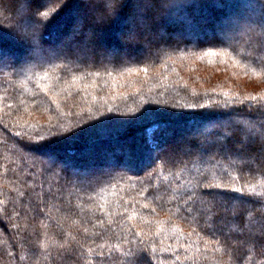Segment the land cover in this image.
<instances>
[{
  "label": "trees",
  "instance_id": "trees-1",
  "mask_svg": "<svg viewBox=\"0 0 264 264\" xmlns=\"http://www.w3.org/2000/svg\"><path fill=\"white\" fill-rule=\"evenodd\" d=\"M0 48V264H264L196 211L264 218V0H0Z\"/></svg>",
  "mask_w": 264,
  "mask_h": 264
},
{
  "label": "snow or ice",
  "instance_id": "snow-or-ice-1",
  "mask_svg": "<svg viewBox=\"0 0 264 264\" xmlns=\"http://www.w3.org/2000/svg\"><path fill=\"white\" fill-rule=\"evenodd\" d=\"M50 2V0H41V7L46 6V4ZM122 7H127V4H123ZM40 15L43 17H48L49 12L44 11L40 12ZM3 56V49L0 48V57ZM62 125H53L52 128H61ZM52 128L49 129L48 135H41L39 131H37L34 135L40 136V139L34 140V135L31 133L18 132L17 135L21 136L22 139L27 140L28 142L41 143L46 140H50L51 143H59L66 139L71 138L72 136H63L60 139H55V136H59V132H53ZM264 135V133H261ZM229 140H234L236 144L240 145V150H249L251 152H257L258 154L264 155V143L258 142L256 138H254L251 132H248L244 128H239L237 132L229 134L227 137ZM206 187H212L211 185H207ZM216 187H219L218 185ZM207 196H211L210 192L205 193ZM189 201L194 204L199 205L200 201L203 197H197L195 192L189 193L188 197ZM204 207H197L196 211H198L206 220L207 223H214L213 217H217L218 221L223 224L224 227L228 228L230 232H236L238 234L244 235L247 238L256 239L258 243L264 244V218L257 219L253 217L252 219L243 218L244 214L237 215L235 210L225 208V212L223 215L220 214L219 208L223 207L217 206L214 203V198L212 200L203 201ZM191 211V208L189 209ZM232 212L231 216H228V213ZM149 258L147 257H137L135 259L134 264H145V262Z\"/></svg>",
  "mask_w": 264,
  "mask_h": 264
},
{
  "label": "rangeland",
  "instance_id": "rangeland-1",
  "mask_svg": "<svg viewBox=\"0 0 264 264\" xmlns=\"http://www.w3.org/2000/svg\"><path fill=\"white\" fill-rule=\"evenodd\" d=\"M93 33H91V32H86L85 33V35L86 36H91ZM154 36H156L155 34H154ZM115 53H118V52H120V53H127V52H129V50H128V48H124V49H121V50H115L114 51ZM201 132H203V133H205V137H207L208 138V135H210V134H214V133H212V132H204V131H201ZM191 134V133H190ZM216 134V133H215ZM214 134V135H215ZM189 135V134H188ZM213 135V136H214ZM195 136L197 137L198 136V139H200V136L199 135H197V134H195ZM210 136H212V135H210ZM217 136V138H220V135L219 134H217L216 135ZM202 138H204V137H202ZM176 140H178V138L176 139ZM117 151V150H116ZM183 152V154L182 153H180V154H182V155H187L188 153H190L191 152V150L190 149H187V150H184V151H182ZM179 154V153H178ZM181 155V156H182ZM55 162H57V160L55 161ZM116 165L115 164H113V162H111L110 163V167L109 168H114Z\"/></svg>",
  "mask_w": 264,
  "mask_h": 264
}]
</instances>
